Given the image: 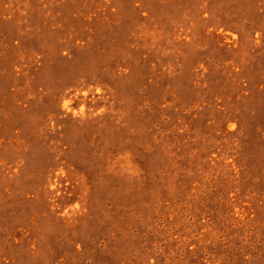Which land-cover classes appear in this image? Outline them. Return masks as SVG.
I'll use <instances>...</instances> for the list:
<instances>
[{
    "label": "rangeland",
    "instance_id": "obj_1",
    "mask_svg": "<svg viewBox=\"0 0 264 264\" xmlns=\"http://www.w3.org/2000/svg\"><path fill=\"white\" fill-rule=\"evenodd\" d=\"M0 264H264V0H0Z\"/></svg>",
    "mask_w": 264,
    "mask_h": 264
}]
</instances>
